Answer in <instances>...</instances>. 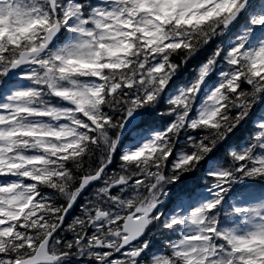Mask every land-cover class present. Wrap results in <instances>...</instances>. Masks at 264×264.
I'll return each mask as SVG.
<instances>
[{"label": "snow or ice", "instance_id": "snow-or-ice-1", "mask_svg": "<svg viewBox=\"0 0 264 264\" xmlns=\"http://www.w3.org/2000/svg\"><path fill=\"white\" fill-rule=\"evenodd\" d=\"M0 264H264V0H0Z\"/></svg>", "mask_w": 264, "mask_h": 264}]
</instances>
